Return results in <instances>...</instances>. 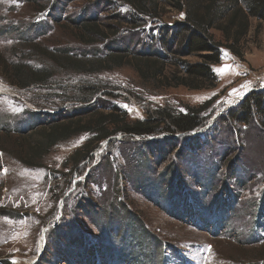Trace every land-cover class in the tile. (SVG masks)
Here are the masks:
<instances>
[{"label":"rangeland","instance_id":"rangeland-1","mask_svg":"<svg viewBox=\"0 0 264 264\" xmlns=\"http://www.w3.org/2000/svg\"><path fill=\"white\" fill-rule=\"evenodd\" d=\"M49 2L0 0V264H264V129L256 119L238 123L230 111L264 90V23L250 19L240 56L223 48L207 89H156L126 66L90 75L57 71L22 89L8 81L2 62L40 70L46 60L24 58V49L90 51L73 40L74 23L97 14L110 27L116 15L134 14L128 4L110 7L114 0ZM181 18L167 7L156 24L124 23L111 40H123L121 48L132 41V53L163 52L149 32L156 38L157 24ZM182 60L202 61L196 54ZM86 87L93 88L90 103L82 101ZM111 107L130 122L163 108L201 109L203 124L174 147L163 142L180 135L162 130L92 141L78 167L71 158L90 134L58 143L43 158L37 146L32 152L51 115Z\"/></svg>","mask_w":264,"mask_h":264},{"label":"trees","instance_id":"trees-1","mask_svg":"<svg viewBox=\"0 0 264 264\" xmlns=\"http://www.w3.org/2000/svg\"><path fill=\"white\" fill-rule=\"evenodd\" d=\"M55 3V0L49 2L51 6ZM121 4L130 5L134 9V14L116 15L113 19L116 25L104 26L103 19L95 14L90 19L82 18L72 26L73 40L81 44L80 47H90L88 49L90 51H78L62 46L49 50L48 47L38 48L40 45H33L34 48L23 50L24 55L27 52L24 58L46 60L50 64L45 61L44 68L36 72L33 68L2 62V71L8 81L23 89L31 85L45 84L48 76L57 71L64 74L74 72L90 75L126 66L137 74L142 83L156 89L179 86L191 90L207 89L214 85L212 66L219 63L223 48L235 56H240L238 48L249 32L250 19L258 20L257 27L264 23V0H114L109 6L115 9ZM167 7L181 14L182 18L175 20L170 26L161 27L157 24L154 29L157 31L156 38L150 35L152 31L149 32L150 41L153 44L158 43L163 52L147 50V53L139 51L132 53L129 50L132 41L130 45L121 48L118 44L123 40H116L117 42L111 40L118 34V26L124 23L130 29L144 25L145 20L156 24V20L163 16V11ZM139 12L146 15V18H139L136 14ZM42 25L44 26L43 23ZM106 43L108 45L104 46ZM98 45L104 47L96 48ZM23 51L19 50L21 54ZM53 52H58L59 57H55ZM193 54L198 55L202 61L189 64L182 60L183 57ZM172 66L174 70L170 72L169 67ZM91 89L93 88L86 87L85 91L82 90L84 103H90L93 99L94 92ZM110 109V112L106 113L97 108H89L87 111L80 110L76 115L70 114L64 118L51 115L36 138L32 139V152L37 146V157L43 158L58 143L76 135L90 134L91 140L71 158L72 164L78 167L88 159V152L94 145L92 141L97 143L107 140L118 133L130 135L128 137L131 139L133 136L143 138L158 134L162 130L169 131L172 135H180L179 138L173 137L163 142L174 147L181 143L183 134L190 133L203 124L201 109H188L187 114H175L171 109L163 108L156 110L153 117L133 122H130L125 114H119L117 108ZM232 110H230L232 118L238 123L250 125L256 119L264 129V90L247 95L236 110ZM133 144L139 146L140 143ZM186 144L188 143L182 142L183 152L184 147L185 151L188 150ZM30 156V159L35 158V155ZM260 255L264 258V246Z\"/></svg>","mask_w":264,"mask_h":264},{"label":"snow or ice","instance_id":"snow-or-ice-1","mask_svg":"<svg viewBox=\"0 0 264 264\" xmlns=\"http://www.w3.org/2000/svg\"><path fill=\"white\" fill-rule=\"evenodd\" d=\"M226 70V69H225ZM235 91V90H234Z\"/></svg>","mask_w":264,"mask_h":264}]
</instances>
